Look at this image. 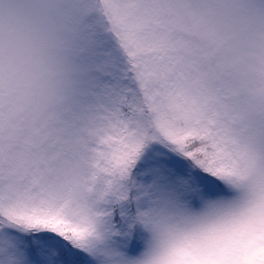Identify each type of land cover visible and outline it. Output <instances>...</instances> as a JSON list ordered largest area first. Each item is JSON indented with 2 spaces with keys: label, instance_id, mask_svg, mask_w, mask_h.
<instances>
[{
  "label": "snow or ice",
  "instance_id": "snow-or-ice-1",
  "mask_svg": "<svg viewBox=\"0 0 264 264\" xmlns=\"http://www.w3.org/2000/svg\"><path fill=\"white\" fill-rule=\"evenodd\" d=\"M0 264H264V0H0Z\"/></svg>",
  "mask_w": 264,
  "mask_h": 264
}]
</instances>
